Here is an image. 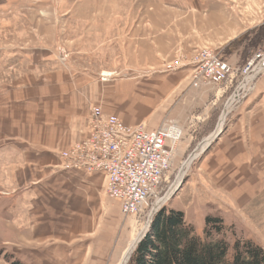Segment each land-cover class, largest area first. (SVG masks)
I'll use <instances>...</instances> for the list:
<instances>
[{
	"label": "rangeland",
	"instance_id": "1",
	"mask_svg": "<svg viewBox=\"0 0 264 264\" xmlns=\"http://www.w3.org/2000/svg\"><path fill=\"white\" fill-rule=\"evenodd\" d=\"M263 37L264 0H0V103L7 82L17 84L24 75L36 82L41 72L69 68L110 85L102 101L125 126L161 125L170 120L187 81L182 77L185 82L168 94V75L191 77L196 55L206 49L223 60L238 54L240 70L264 51ZM249 40L259 42L247 50ZM26 53L31 59L24 61ZM42 53L51 58L41 62ZM14 54L22 58L11 59ZM105 72L111 74L104 77ZM132 82L144 87L126 90ZM152 82L156 85L149 86ZM38 99L30 101L31 112L0 104V264H118L133 235L146 228L156 200L137 214H123L105 193L102 172L71 167L63 157L75 143L50 149L42 143L61 142L65 115L62 109L39 107ZM100 102L94 107L103 113ZM12 141L24 150L8 149ZM193 149L176 156L174 150L159 196L167 194ZM45 151L57 157H41ZM193 163L160 207L183 212L198 234L206 217L220 218L219 237L230 244L251 240L264 250V175L240 191L239 199L226 188L215 189L228 203L234 201L221 205L205 194L192 198L186 181Z\"/></svg>",
	"mask_w": 264,
	"mask_h": 264
},
{
	"label": "crops",
	"instance_id": "2",
	"mask_svg": "<svg viewBox=\"0 0 264 264\" xmlns=\"http://www.w3.org/2000/svg\"><path fill=\"white\" fill-rule=\"evenodd\" d=\"M42 54L41 62H47L51 58L48 53ZM21 56L24 61L28 58L31 59L30 54L27 53ZM21 56L15 57L14 54L11 59L22 58ZM225 60L234 68L240 67V62H242L238 54L230 55ZM187 74L188 72L179 77H176L175 74L167 76L168 94L171 93L173 87L187 80L178 93V101L176 100L172 109L173 113L171 112L172 114L169 116V119L175 121L182 129L181 138L175 148V156L179 152L195 147L194 151L204 139L216 130L226 102L240 80V74L234 72L221 83H199L194 87ZM28 76L33 78L32 75H24L23 82L18 81L17 84L11 81L7 82V87L2 91L4 104H0L8 110L23 108L27 112H31L30 101L39 98V107L41 108L62 109L65 115L63 119L65 134L58 145H54L52 140L42 142L48 149L71 147L74 143L86 139L90 131L87 126L89 108L99 105V101L103 103L104 114L116 113L113 107L107 106L106 99L102 101L110 93L108 88L110 85L91 81L92 76L85 71L79 72L69 68L45 71L35 76L38 79L36 82L28 80ZM182 77H185V81L181 80ZM154 84L152 82L149 86H154ZM253 84V92L238 102H232L231 106L229 105L216 136L198 154L196 161L192 162L191 175L186 182H188L193 199H203L205 194L216 198L215 200L221 205L234 206V201L228 203L227 196L219 191L216 193L214 190L226 188L234 199H239L240 191L250 189L257 175H264V73L257 75ZM135 87L143 88L144 84L138 85V83L132 82L124 86L126 90L130 89L131 91ZM98 89L101 93L98 92ZM26 93L29 96L25 97ZM35 95L38 96L34 97ZM127 123L132 124L133 121H127ZM136 125H142L144 130L152 131L157 129L160 123L156 126L150 125V127H146L142 123ZM7 145L10 150L13 146L16 148L21 146L20 143L13 141ZM20 149L24 150V147ZM25 156L27 157V155ZM43 156L57 157L55 153L47 151L41 154V157ZM247 197L246 193L245 199ZM118 203L120 205L119 201Z\"/></svg>",
	"mask_w": 264,
	"mask_h": 264
},
{
	"label": "built area",
	"instance_id": "3",
	"mask_svg": "<svg viewBox=\"0 0 264 264\" xmlns=\"http://www.w3.org/2000/svg\"><path fill=\"white\" fill-rule=\"evenodd\" d=\"M196 56V66L190 77L194 87L199 83L218 84L234 72L240 74L238 85L229 97L233 103L249 94L255 77L264 72L261 62L264 51L253 56L240 70L208 49ZM90 127L86 139L63 153L71 167L102 172L106 181L105 193L120 202L125 215L137 214L148 203L164 195L159 196V193L182 135V129L175 121L166 120L157 129L146 131L142 125L125 126L118 118L104 115L93 106Z\"/></svg>",
	"mask_w": 264,
	"mask_h": 264
},
{
	"label": "trees",
	"instance_id": "4",
	"mask_svg": "<svg viewBox=\"0 0 264 264\" xmlns=\"http://www.w3.org/2000/svg\"><path fill=\"white\" fill-rule=\"evenodd\" d=\"M248 42L251 50L259 41ZM223 229L220 218L208 216L198 234L184 221L183 212L162 206L127 264H264L262 247L243 239L230 244L219 237Z\"/></svg>",
	"mask_w": 264,
	"mask_h": 264
},
{
	"label": "bare ground",
	"instance_id": "5",
	"mask_svg": "<svg viewBox=\"0 0 264 264\" xmlns=\"http://www.w3.org/2000/svg\"><path fill=\"white\" fill-rule=\"evenodd\" d=\"M262 63H264V60L261 61ZM105 75H103L104 77H108L111 73L110 72H105L103 73ZM232 98H230L227 102H226V106L224 107L223 112L220 115L219 118V123L217 125L216 130L210 134L206 139H204L199 145L198 147L193 151V153H191L190 155L187 156V158L184 160V162L181 164L179 171L177 172L176 176H175V180L174 182L171 184L170 188L171 189V193L169 192V190L165 193L166 195L162 196L161 198L156 199V201L154 202V205L152 206V210L149 214H152L153 211H155L158 207H160L164 201L167 200L168 196H170L172 194V191H174L181 183L183 176L187 170V168L189 167L190 163H192L191 161L193 160L194 157H196L201 151H203V149L213 140V138L216 136L217 132L219 131L225 114L228 110V108L231 106L230 104L232 103ZM230 105V106H229ZM175 188V189H174ZM170 193V194H169ZM144 226V225H143ZM143 226L137 230V232L133 235L131 241L129 242V244L127 245V247L125 248V250L122 252L119 260H118V264H126L127 260L129 259L136 243L138 242V240L142 237L143 233L145 232L146 228H143ZM147 227V226H146Z\"/></svg>",
	"mask_w": 264,
	"mask_h": 264
},
{
	"label": "water",
	"instance_id": "6",
	"mask_svg": "<svg viewBox=\"0 0 264 264\" xmlns=\"http://www.w3.org/2000/svg\"><path fill=\"white\" fill-rule=\"evenodd\" d=\"M159 208V207H158ZM158 208L155 210V211H153V213L152 214H150V217L148 218V221H147V227H146V230H145V232L147 231V229H148V226H149V224H150V222H151V218H152V216H153V214L158 210ZM145 232L143 233V235H142V237L144 236V234H145ZM141 237V238H142ZM140 238V239H141ZM140 239L138 240V242L140 241ZM137 242V243H138ZM137 243H136V245H137ZM136 245H135V247H136ZM135 247H134V249H135ZM134 249H133V251H134ZM132 251V252H133ZM128 261V260H127ZM127 263V262H126Z\"/></svg>",
	"mask_w": 264,
	"mask_h": 264
}]
</instances>
